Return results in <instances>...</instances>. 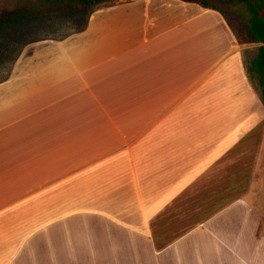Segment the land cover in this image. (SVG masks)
Returning a JSON list of instances; mask_svg holds the SVG:
<instances>
[{
    "label": "crops",
    "instance_id": "1",
    "mask_svg": "<svg viewBox=\"0 0 264 264\" xmlns=\"http://www.w3.org/2000/svg\"><path fill=\"white\" fill-rule=\"evenodd\" d=\"M88 25L60 42L27 44L0 69V264H264V219L230 200L248 196L246 184L232 193V182L252 178L264 133L262 124L250 150L240 145L262 116L240 45L214 36L236 63L198 92L184 75L220 40L188 47L172 66L163 53L183 49L144 44L115 45L86 64L100 43L88 40ZM140 79L144 108L134 107Z\"/></svg>",
    "mask_w": 264,
    "mask_h": 264
},
{
    "label": "rangeland",
    "instance_id": "2",
    "mask_svg": "<svg viewBox=\"0 0 264 264\" xmlns=\"http://www.w3.org/2000/svg\"><path fill=\"white\" fill-rule=\"evenodd\" d=\"M207 1L218 5L221 12L224 13V18L217 12L213 13L219 20L215 24H212L210 20L204 21V18L200 20L202 16L199 15L198 11L194 12L186 7H182L181 2L177 0H142L138 3H130L131 0H128V2L126 1L127 3L114 5V10L108 9L102 12L101 10L97 11L100 7H96L92 9L93 13L91 14L90 12L92 10L82 9L81 6L74 3L70 8L64 9L63 12L61 11L57 17L50 16L52 12L56 11L55 7L46 3L44 0H0V31L2 30L4 32L3 34L6 37L3 39L5 43L8 42V50L10 51H6V49H4L6 52L0 51V69L2 71L4 69L10 70L9 63H12V59L17 51H20L23 46L39 40L51 41L50 43L60 42L58 39H63L68 35L83 30L88 22L90 31L88 40L93 42L99 41L100 43L98 45L99 47L86 57V64H93L96 60L100 61L98 57L100 55L105 56L109 49L114 50L113 47L115 45L131 50L136 46L144 44L155 46L154 51L159 50L160 53L162 52V48L166 50L168 46H178V51L183 49L184 53L181 55L179 53H163L162 58L164 59V64L172 66L173 62H177L174 61L175 59L177 60V58H174L175 56H178L180 59L190 55V49H187L188 47H193L197 51L207 46L212 40H220L214 46L215 48L209 51L208 59L201 61L200 57L197 59V65H194L192 62V74L184 75L191 77L192 84L198 81L196 86L198 92H201L203 88L209 86V84L217 80L220 76L227 75L228 70L236 63V56L229 54L225 49L229 44L222 45L223 40L221 38L222 36L225 39L233 37L234 41L241 47L244 72L249 86H251L252 92L254 93L252 98L259 108L257 113L262 115L259 116L261 120H259L257 128L253 130L251 136H249L248 142L246 140L247 144H240L243 148L247 147L250 150V145H253L256 138H259L258 131L260 130V126L262 124L264 125V107L259 101L256 89L257 81L249 71L251 62L256 57L257 49L261 45L251 42L247 31L250 14L243 4L234 0ZM199 8L201 7H194V9L201 11ZM220 23H222V26H217ZM172 29H179L183 32L178 33L176 36L168 35L169 33L167 32L172 31ZM207 30L213 33H202ZM97 32H100V38ZM164 33L167 34L163 35ZM217 34L221 37H214ZM212 35L214 38H212ZM76 42L74 41L72 44L80 45L82 41L79 42L80 44H76ZM84 43L82 42L81 45H84ZM228 43L230 42L228 41ZM101 44H103L102 47L100 46ZM75 49L77 50V47L72 46L70 53H75ZM146 55L148 53L144 57ZM203 55L201 54V56ZM83 62L84 59L79 61L78 64L82 65ZM149 63L151 66H157L159 60L153 59ZM188 64L191 63L188 61L182 62L181 67L184 72H190L188 70ZM135 77L138 76L136 75ZM141 80H136L135 84L136 89L139 85V89L136 90V93L139 94H136L135 97L140 99L135 101L137 104L134 107L136 108L146 107V103L141 98L147 90L142 89ZM186 87L189 88V84L183 83L180 91ZM154 108H158L157 105ZM156 110L153 109L152 111ZM257 143L259 145V150L257 149L259 166L254 169L251 175L252 178H250V175L249 177H245L241 173L239 176L240 181L232 182L231 186L232 193L236 194L237 189H242L244 187L243 185L246 184L248 196L240 198L232 195L230 200L232 203H238L240 200L242 202L245 201L250 207L257 209L262 219H264V212H262L264 211V133L263 140ZM248 158H243V160H248ZM186 201H193V198L186 197L183 203ZM209 204H212V201H209Z\"/></svg>",
    "mask_w": 264,
    "mask_h": 264
},
{
    "label": "trees",
    "instance_id": "3",
    "mask_svg": "<svg viewBox=\"0 0 264 264\" xmlns=\"http://www.w3.org/2000/svg\"><path fill=\"white\" fill-rule=\"evenodd\" d=\"M46 3L55 7L54 12L50 16L57 17L64 9L70 8L74 3L81 6L82 9L92 10L94 7L103 3L112 2L115 0H44ZM184 3L196 4L206 10H211L221 14L224 18V13L218 5L207 0H179ZM243 4L250 14V19L247 26L248 35L252 43L261 45L257 49L256 57L251 62L249 69L257 81V92L259 100L264 107V0H234ZM11 31V30H10ZM4 32L0 31V51L8 50V42L3 39L6 37ZM6 49V51L4 50ZM10 52V51H9Z\"/></svg>",
    "mask_w": 264,
    "mask_h": 264
}]
</instances>
